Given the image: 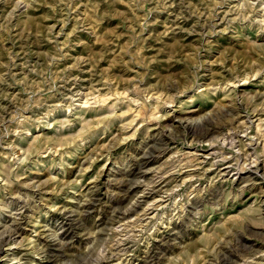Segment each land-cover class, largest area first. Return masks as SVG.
<instances>
[{"label": "rangeland", "instance_id": "obj_1", "mask_svg": "<svg viewBox=\"0 0 264 264\" xmlns=\"http://www.w3.org/2000/svg\"><path fill=\"white\" fill-rule=\"evenodd\" d=\"M0 242L264 264V0H0Z\"/></svg>", "mask_w": 264, "mask_h": 264}, {"label": "bare ground", "instance_id": "obj_2", "mask_svg": "<svg viewBox=\"0 0 264 264\" xmlns=\"http://www.w3.org/2000/svg\"><path fill=\"white\" fill-rule=\"evenodd\" d=\"M83 96H84V95H83ZM98 96H99V95H98ZM96 97H97V96H96ZM109 97H111V96H109ZM94 98H95V97H94ZM100 98H101V97H100ZM103 98H104V97H102L100 100H101L102 102H104V103L107 102L106 100H103ZM106 98H107V97H106ZM107 99H108V98H107ZM86 100H87V99H86ZM95 100H97V99H95ZM97 101H98V100H97ZM89 102H90V101H89ZM89 102H87V103H89ZM87 103H86V105H87ZM95 103H96V102H95ZM97 104H98V103H97ZM86 105H85V106H86ZM88 105H90V104H88ZM206 131H207V130H206ZM192 133H193V132H192ZM206 133H207V132H206ZM193 134H194V133H193ZM197 135H198V134H197ZM197 135H195V136H197ZM205 135H206V134H205ZM198 136H199V135H198ZM203 136H204V135H203ZM200 137H201V136H200ZM36 139H37V138H34V140H36ZM36 141H37V140H36ZM36 141H34V142H36ZM160 141H161V140H160ZM166 144H167V143H166ZM159 146H160V145H159ZM159 148H160V147H159ZM149 153H150V152H149ZM149 153H148V155H150ZM156 153H157V152H156ZM153 156H154V153H153ZM150 159H151V158H150ZM139 160H140V159H139ZM142 163H143V162H142ZM147 163H148V162H147ZM143 165H144V164H143ZM143 165H142V166H143ZM140 170H141V169H140ZM121 185H122V183H121ZM121 185H119V187H120ZM125 186H126V185H125ZM117 187H118V186H117ZM119 187H118V188H119ZM154 187H155V186H154ZM160 188H161V187H160ZM160 188H159V189H160ZM155 190H156V189H155ZM157 190H158V189H157ZM160 191H161V190H160ZM149 192H150V191H149ZM153 192H154V191H153ZM156 192H158V191H156ZM161 192H162V191H161ZM152 194H155V193H152ZM156 194H157V193H156ZM118 198H119V197H118ZM151 198H152V197H151ZM116 199H117V198H116ZM125 199H126V198H125ZM139 199H140V198H139ZM153 199H154V198H153ZM122 200H124V199H122ZM140 200H141V199H140ZM143 201H144V200H143ZM88 202H89V201H88ZM94 202H95V201H94ZM114 202H115V201H114ZM120 203H121V202H120ZM139 203H140V202H139ZM141 203H142V202H141ZM92 205H93V204H92ZM135 205H136V204H135ZM85 206H86V205H85ZM90 206H91V205H89V207H90ZM141 206H142V205H141ZM86 207H87V206H86ZM129 209H130V208H129ZM135 209H136V208H135ZM130 210H131V209H130ZM135 211H136V210H135ZM141 211H142V210H141ZM143 211H144V210H143ZM130 212H132V211H130ZM133 212H134V210H133ZM122 213H123V212H122ZM122 213H120V214H122ZM134 213H135V212H134ZM125 214H126V213H125ZM128 214H129V213H128ZM134 215H135V214H134ZM136 215H137V214H136ZM22 216H23V215H22ZM120 216H121V215H120ZM129 216H130V215H129ZM131 217H132V216H131ZM119 218H120V217H119ZM126 218H128V217H126ZM121 219H122V218H121ZM121 219H120V220H121ZM123 219H124V218H123ZM130 219H131V218H130ZM14 221H15V220H14ZM23 221H24V220H23ZM15 222H16V221H15ZM124 222H126V221H124ZM16 224H17V223H16ZM137 225H138V224H137ZM13 227H14V226H13ZM17 227H18V226H17ZM13 229H14V228H13ZM13 229H12V230H13ZM17 229H18V228H17ZM18 230H19V229H18ZM15 231H16V229H15ZM127 231H128V230H127ZM16 232H17V231H16ZM10 234H11V233H10ZM9 236H10V235H9ZM12 236H14V235H12ZM10 238H11V237H10ZM13 239H14V238H13ZM0 243H1V242H0ZM9 243H10V242H9ZM117 244H118V243H117ZM1 246H3V245L1 244ZM1 246H0V247H1ZM121 248H122V247H121ZM2 249H3V248H2ZM10 252H11V251H10ZM0 253H1V252H0ZM10 254H11V253H10ZM12 256H13V255H12ZM148 258H149V257H148ZM118 262H119V261H118Z\"/></svg>", "mask_w": 264, "mask_h": 264}]
</instances>
